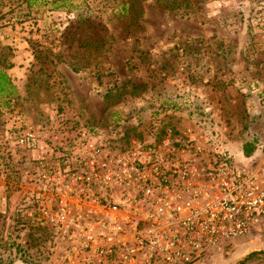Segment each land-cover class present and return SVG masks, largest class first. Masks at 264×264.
<instances>
[{
  "label": "rangeland",
  "instance_id": "obj_1",
  "mask_svg": "<svg viewBox=\"0 0 264 264\" xmlns=\"http://www.w3.org/2000/svg\"><path fill=\"white\" fill-rule=\"evenodd\" d=\"M25 1L0 0V65H10L15 89L0 98V264H52L64 253L37 220L32 178L41 169L9 142L10 127L34 129L47 145H78L81 129H99L103 144L122 145L200 122L207 136L226 127L231 155L243 141L264 157V26L254 20L264 0H76L67 10ZM241 72L260 74L262 86L239 87ZM179 94L192 98L191 115L154 113ZM258 172L264 179V163ZM191 264H264V229Z\"/></svg>",
  "mask_w": 264,
  "mask_h": 264
},
{
  "label": "built area",
  "instance_id": "obj_2",
  "mask_svg": "<svg viewBox=\"0 0 264 264\" xmlns=\"http://www.w3.org/2000/svg\"><path fill=\"white\" fill-rule=\"evenodd\" d=\"M260 5L254 20L264 26ZM234 80L258 90L255 81ZM191 102L186 94L166 97L154 113L180 108L191 115ZM202 131L200 122L166 124L149 140L105 145L99 129L92 136L87 128L78 145H47L34 129H6L9 142L41 169L32 178L37 220L64 245L52 264H191L222 241L261 228V160L231 155L224 125L214 135Z\"/></svg>",
  "mask_w": 264,
  "mask_h": 264
},
{
  "label": "trees",
  "instance_id": "obj_3",
  "mask_svg": "<svg viewBox=\"0 0 264 264\" xmlns=\"http://www.w3.org/2000/svg\"><path fill=\"white\" fill-rule=\"evenodd\" d=\"M37 0H26L25 5L26 7H30L34 4ZM76 0H54L49 3L50 8L53 9H71L78 6V3H75ZM44 4L47 3L46 0L42 1ZM124 8V7H123ZM124 11V9H123ZM10 67L9 64L7 65H0V98L3 100L2 105L6 104V98H8L11 94L15 92L14 85L12 84L6 70ZM5 98V99H3ZM247 146L249 148H247ZM255 148L251 145H242V153L245 156L252 154ZM262 230L264 226L261 227Z\"/></svg>",
  "mask_w": 264,
  "mask_h": 264
},
{
  "label": "crops",
  "instance_id": "obj_4",
  "mask_svg": "<svg viewBox=\"0 0 264 264\" xmlns=\"http://www.w3.org/2000/svg\"><path fill=\"white\" fill-rule=\"evenodd\" d=\"M256 69H258V70H260V68H256ZM247 75L248 74H244L243 72H241V73H234V79H241V80H244V81H252V80H254V81H258L259 82V84L262 86V84H263V80H262V77H261V75L259 74L258 75V78L259 79H257V77H252V78H250L249 76V78H247ZM235 84H236V82H235ZM237 85V84H236ZM177 128H179V127H177ZM238 145L240 146V151H237L235 154H234V156L236 157V158H241L242 156L243 157H248V156H245L243 153H242V145H243V141H239V143H238ZM264 158V157H263ZM262 157H258L257 159H260L261 160V163H259V165L261 166L263 163H264V159H263ZM243 238V237H242ZM242 238H240V239H242ZM246 238V237H245ZM239 239V240H240Z\"/></svg>",
  "mask_w": 264,
  "mask_h": 264
}]
</instances>
